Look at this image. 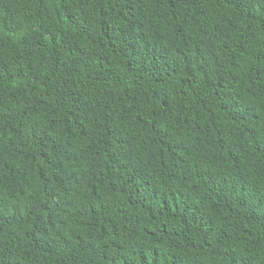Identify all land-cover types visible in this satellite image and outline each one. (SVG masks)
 Returning a JSON list of instances; mask_svg holds the SVG:
<instances>
[{
    "label": "trees",
    "instance_id": "1",
    "mask_svg": "<svg viewBox=\"0 0 264 264\" xmlns=\"http://www.w3.org/2000/svg\"><path fill=\"white\" fill-rule=\"evenodd\" d=\"M0 264H264V0H0Z\"/></svg>",
    "mask_w": 264,
    "mask_h": 264
}]
</instances>
